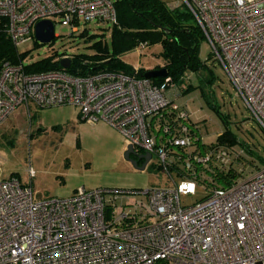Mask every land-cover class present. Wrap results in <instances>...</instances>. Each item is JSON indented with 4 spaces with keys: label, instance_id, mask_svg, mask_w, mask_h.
Returning a JSON list of instances; mask_svg holds the SVG:
<instances>
[{
    "label": "built area",
    "instance_id": "2783aa9c",
    "mask_svg": "<svg viewBox=\"0 0 264 264\" xmlns=\"http://www.w3.org/2000/svg\"><path fill=\"white\" fill-rule=\"evenodd\" d=\"M178 2L264 135V0ZM115 11L113 0H0V23L18 49L35 39L40 22L51 21L57 37L61 27L77 35L92 23L116 26ZM67 71L2 64L0 124L18 108L31 122L32 106L74 107L86 123L107 124L127 149L156 159L175 188H81L68 199H39L32 186L0 179V264H264V164L216 180L232 173V153L203 149L200 125L168 78L156 86L118 70L85 78ZM172 173L204 185L206 197L182 206Z\"/></svg>",
    "mask_w": 264,
    "mask_h": 264
},
{
    "label": "rangeland",
    "instance_id": "374dc122",
    "mask_svg": "<svg viewBox=\"0 0 264 264\" xmlns=\"http://www.w3.org/2000/svg\"><path fill=\"white\" fill-rule=\"evenodd\" d=\"M161 1L170 9L182 6L178 0ZM192 26L197 27V24L192 21ZM86 30L88 36L93 37L90 41L81 38V34L74 37L69 29L61 27L59 37L52 44L42 45L32 39L20 46L18 52L26 53L24 63L31 64L54 53L92 56L95 54L92 46L101 40H107L110 45V25L92 23ZM199 45L201 67L186 74L183 86L177 88L172 84L178 93L177 103L188 106L193 121L199 122L204 144H216L221 134L230 130L237 141L263 160L264 135L249 116L243 99L227 80L223 68L212 61L211 45L205 38ZM161 52L160 45L146 50L139 47L120 60L136 70H154L165 66L160 59ZM189 86L193 88L187 91ZM25 112L24 108H18L5 124H0V179L16 178L23 185L32 186L36 198L68 199L81 188L117 192L175 188L156 159L144 171L134 169L124 158L127 144L122 134L103 122L82 121L76 108L41 109L37 114L32 110L31 122ZM245 167L246 176L256 171L252 165ZM29 170L34 174L32 184L27 174ZM172 178L179 189L182 206H193L206 197L204 185L175 173Z\"/></svg>",
    "mask_w": 264,
    "mask_h": 264
},
{
    "label": "trees",
    "instance_id": "16d2710c",
    "mask_svg": "<svg viewBox=\"0 0 264 264\" xmlns=\"http://www.w3.org/2000/svg\"><path fill=\"white\" fill-rule=\"evenodd\" d=\"M117 12L118 23L112 27L111 43L107 40L96 42L91 49L95 54L92 56L79 54L72 55V65L67 74L77 77H90L99 73L98 68L106 60L118 63L123 56L137 50L141 45L152 48L160 45L162 52L160 59L165 62L164 68L168 71L170 83L179 88L183 86V81L189 71L195 72L201 67L199 60L201 40L204 38L197 27L192 26L194 17L181 7H168L161 0H115L113 1ZM195 22V21H194ZM196 23V22H195ZM0 23V71L2 64L10 63L18 65L26 59V53L18 52L14 44L10 41ZM167 31L171 33L166 34ZM80 37L87 41L93 37L88 36L87 30L80 33ZM75 37V35H73ZM67 53H54L52 56L42 59L39 62L25 64L28 73H45L49 71H62L60 66L61 58ZM212 61L213 58H211ZM156 67L154 70H160ZM117 71V70H113ZM146 69L137 70L136 77L143 79ZM127 74V73H126ZM165 79H154L151 83L156 86L164 84ZM193 87L189 86L187 91ZM180 93V92H179ZM226 123V119L223 120ZM195 122V121H194ZM199 124V122H197ZM241 147L240 149L238 147ZM204 150L222 149L232 153L230 175L219 174L216 180L223 181L234 178L244 173L245 166L252 165L257 169L264 164V159L258 157L252 150L230 132L224 131L216 140V144L204 145ZM245 165V166H244ZM239 168H238V167ZM242 167V169H241ZM214 178V177H213ZM214 178V179H215ZM201 180L205 179L203 176Z\"/></svg>",
    "mask_w": 264,
    "mask_h": 264
},
{
    "label": "water",
    "instance_id": "95a60500",
    "mask_svg": "<svg viewBox=\"0 0 264 264\" xmlns=\"http://www.w3.org/2000/svg\"><path fill=\"white\" fill-rule=\"evenodd\" d=\"M54 24L51 21H43L37 24L36 30H35V39L39 44L42 45H50L52 42L57 38L56 36V28L53 26ZM171 33L170 31H167L166 34ZM60 66L63 70H69L71 68L72 62L68 58L62 59L60 62ZM100 71L105 70H118L127 73L131 77H135L137 75L136 68L126 64L125 62H118V63H112L111 61H105L103 62L100 67L98 68ZM144 78L146 80L152 81L154 79H167L168 78V71H166V68H162L160 70H149L146 71ZM130 156L136 157L138 160H144L145 163L139 167L138 161L135 159L130 158ZM151 155L146 154L145 156H139L137 153H135L132 149V147H128L126 153H125V159L130 163L134 169L144 171L145 168H147L148 164L150 163L152 157Z\"/></svg>",
    "mask_w": 264,
    "mask_h": 264
},
{
    "label": "flooded vegetation",
    "instance_id": "af4514ba",
    "mask_svg": "<svg viewBox=\"0 0 264 264\" xmlns=\"http://www.w3.org/2000/svg\"><path fill=\"white\" fill-rule=\"evenodd\" d=\"M138 155L141 156V157L142 156H145V154L142 153V152L138 153ZM130 158L137 160L138 161V164H139V167H141L145 163L144 160H138L136 157L130 156Z\"/></svg>",
    "mask_w": 264,
    "mask_h": 264
},
{
    "label": "crops",
    "instance_id": "0c3cea01",
    "mask_svg": "<svg viewBox=\"0 0 264 264\" xmlns=\"http://www.w3.org/2000/svg\"><path fill=\"white\" fill-rule=\"evenodd\" d=\"M31 110H33L34 111V113H36L37 114V112L39 111L38 109H36L34 106H32V109ZM24 111H26V109L24 108ZM27 112V111H26ZM25 112V113H26ZM78 117L81 119V117H80V115H79V112H78ZM82 120V119H81ZM83 121V120H82ZM76 193V192H75ZM74 193V194H75Z\"/></svg>",
    "mask_w": 264,
    "mask_h": 264
}]
</instances>
